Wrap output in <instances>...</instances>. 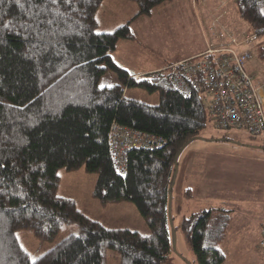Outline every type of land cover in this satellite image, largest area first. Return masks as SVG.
<instances>
[{
  "label": "trees",
  "instance_id": "obj_1",
  "mask_svg": "<svg viewBox=\"0 0 264 264\" xmlns=\"http://www.w3.org/2000/svg\"><path fill=\"white\" fill-rule=\"evenodd\" d=\"M102 1L0 0V264H105L107 249L120 254V264H171L176 165L210 118L201 96L179 92L166 67L135 74L113 58L121 40L138 41L134 19L171 0H135L137 14L108 32L98 31ZM235 1L250 31L263 37L264 0ZM258 45L264 50V42ZM108 71L119 80L101 85ZM124 86L158 90L160 101L129 98ZM114 123L156 139L152 146L131 147L123 170L112 156ZM83 165L98 174L95 197L134 203L149 235L108 228L79 210L74 199L58 195L59 169ZM185 193L192 196L193 190ZM231 217L224 208L184 217L180 228L197 264H225L221 245ZM64 223H76L79 233L37 259L16 234L29 228L52 239Z\"/></svg>",
  "mask_w": 264,
  "mask_h": 264
},
{
  "label": "rangeland",
  "instance_id": "obj_2",
  "mask_svg": "<svg viewBox=\"0 0 264 264\" xmlns=\"http://www.w3.org/2000/svg\"><path fill=\"white\" fill-rule=\"evenodd\" d=\"M193 1L195 10L190 0H173L155 9L152 16H141L134 28L140 42L129 41L124 44L122 54L129 63L132 61L141 69L150 70L155 67L163 68L173 61L194 56L203 46V39L206 41V36L204 37L201 31L203 20L208 19L210 22L213 20L207 8L220 9L224 24L236 28L233 24L237 19L236 1L215 0L211 4L206 3L207 8L196 0ZM262 10L264 13V7ZM103 14L106 16L107 12L103 10L98 12L102 19ZM243 23L248 24L246 20ZM259 40L263 42L264 36L259 37ZM251 52L252 56L249 58L251 68L248 69H253L258 77L264 79V56L257 46ZM116 80H119L116 73L108 71L101 77L100 84L111 85ZM124 89L125 95L129 98L149 104H158L160 101L158 90L150 92L136 86H124ZM224 134L223 130L209 121L200 137L189 143L179 156L171 191L173 219L169 224V233L174 248L171 264H197L180 224L185 216L200 209L224 207L225 210H229L232 216L230 233L236 231L238 235H242L244 243L249 246L252 243L254 247L259 245L258 250L264 252L262 249L264 247L260 245L262 236L260 228L264 222V140L247 137L244 134H234L226 140ZM205 158L208 161L201 169V173L203 174L208 167L216 166L219 175V180L216 178L211 180V185L215 186L209 187L208 191L203 189L199 175L194 171L192 173L190 170L187 171L195 162L204 163ZM59 174L61 181L58 195L74 199L78 209L87 216L100 221L108 228L126 227L143 235L151 233L147 221L134 203L130 201L103 203L95 197L97 172L87 171L83 165L74 170L62 167ZM190 187L193 188L192 196L185 193ZM79 231L76 223H64L52 239L37 237L29 228H20L16 234L30 257L37 259L61 239ZM105 264H120V254L114 249H107Z\"/></svg>",
  "mask_w": 264,
  "mask_h": 264
},
{
  "label": "built area",
  "instance_id": "obj_3",
  "mask_svg": "<svg viewBox=\"0 0 264 264\" xmlns=\"http://www.w3.org/2000/svg\"><path fill=\"white\" fill-rule=\"evenodd\" d=\"M207 1L196 0L205 8ZM207 11L213 20L204 19L201 25L205 49L168 64V79L185 95L198 93L210 121L227 135L244 134L264 140V82H257L247 70L252 56L250 45L258 36L224 24L218 8ZM110 141L115 168L123 170L131 147L150 146L154 140L140 130L114 123ZM261 232L260 245L264 247V222Z\"/></svg>",
  "mask_w": 264,
  "mask_h": 264
},
{
  "label": "crops",
  "instance_id": "obj_4",
  "mask_svg": "<svg viewBox=\"0 0 264 264\" xmlns=\"http://www.w3.org/2000/svg\"><path fill=\"white\" fill-rule=\"evenodd\" d=\"M171 1H173V0H171ZM190 1L192 2L191 4L193 6V10H195L194 5H193L194 1L193 0H190ZM214 1L215 0H208L207 2H209L211 4ZM233 1H235V0H231V2H233ZM168 2H165V3H168ZM165 3L161 4L158 7H163V5H165ZM158 7L155 9H158ZM138 9H139L138 3L135 0H103L100 7L98 8V11H97L98 29H100L103 32L112 31V30L116 29L118 26L127 22L128 20H131L137 14ZM100 10H103V12H107L106 16L104 15L105 13L103 14L104 15L103 19L98 15V12ZM236 12L237 13L235 14V16H237V19H236L235 23H233V24L236 26V28L241 33L245 32L246 30L249 31L250 26H249V24L243 23L244 20L243 21L241 20L237 7H236ZM195 13H196V11H195ZM153 14H154V12H153ZM152 15H150V16H152ZM202 15H204L203 12H202ZM205 17H206V15H205ZM139 18H141V17L134 19V21L132 22V28L134 31H135L134 28L136 27L137 20ZM102 23H104L103 26L101 25ZM137 38H138V41L140 42V39L138 36H137ZM258 39H259V37H258ZM138 41H131V42L136 43ZM257 41L253 42L250 45V48L253 49L255 46L259 47L262 55L264 56V50H262L261 45H258L261 42L259 40L257 43ZM127 42H129V41L121 40L119 42L116 50L113 52V58L120 65H122L124 68L128 69L129 71H131L132 73H135V74H141V73L151 72V71L160 69L159 67H155L154 69H150V70L141 69V67L137 66L134 62L131 61V63H129V61H128V59H126L125 55L122 54L123 49H124V44ZM204 49H205V41L203 39V46L194 55L202 52ZM131 65L133 67H131ZM142 67H145V65L144 66L142 65ZM248 67L251 68L249 65V60L247 62V70L250 73L255 75V80L257 82H264V79H261L260 77H258L256 72L252 71L253 69L249 70ZM207 161H208V159L205 158L204 163H201V161H200V164L198 162H195L194 166L190 165V167L187 168V171L190 170L191 173H192V171H194L195 174L200 176L201 184H203V189L206 191L210 190L209 187L215 186V185H213V186L211 185V180L213 178H216L219 180L218 168L216 169V166H211V168L208 167V168H206V170L203 174L201 173V169H203L206 166ZM196 188H197V186H196ZM222 208H224V207H222ZM232 223H233V221H232ZM231 227H232V224L230 225V228H229V231L227 233V237H226L225 241L221 245V247H222V249L226 255L225 264H264V252H260V250H258L259 245L257 247H254V245L252 243H251V246L247 245L246 243L243 242L242 235H238L235 230H234L235 232L230 233ZM260 233H262L261 228H260ZM248 242L250 244V240ZM262 249H264V248H262Z\"/></svg>",
  "mask_w": 264,
  "mask_h": 264
},
{
  "label": "bare ground",
  "instance_id": "obj_5",
  "mask_svg": "<svg viewBox=\"0 0 264 264\" xmlns=\"http://www.w3.org/2000/svg\"><path fill=\"white\" fill-rule=\"evenodd\" d=\"M154 141H153V143L150 145V146H152L154 143H155V141H156V139L155 138H153V137H151ZM137 146H143V145H137Z\"/></svg>",
  "mask_w": 264,
  "mask_h": 264
},
{
  "label": "snow or ice",
  "instance_id": "obj_6",
  "mask_svg": "<svg viewBox=\"0 0 264 264\" xmlns=\"http://www.w3.org/2000/svg\"><path fill=\"white\" fill-rule=\"evenodd\" d=\"M53 3H56L57 0H52ZM4 165L3 164H0V167H3Z\"/></svg>",
  "mask_w": 264,
  "mask_h": 264
},
{
  "label": "water",
  "instance_id": "obj_7",
  "mask_svg": "<svg viewBox=\"0 0 264 264\" xmlns=\"http://www.w3.org/2000/svg\"><path fill=\"white\" fill-rule=\"evenodd\" d=\"M176 169H177V165H176Z\"/></svg>",
  "mask_w": 264,
  "mask_h": 264
}]
</instances>
